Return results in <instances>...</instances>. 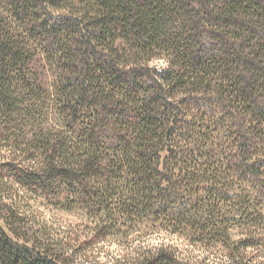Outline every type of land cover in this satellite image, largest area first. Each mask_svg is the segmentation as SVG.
<instances>
[{"label": "trees", "instance_id": "1", "mask_svg": "<svg viewBox=\"0 0 264 264\" xmlns=\"http://www.w3.org/2000/svg\"><path fill=\"white\" fill-rule=\"evenodd\" d=\"M0 144V264H264V0H0Z\"/></svg>", "mask_w": 264, "mask_h": 264}, {"label": "rangeland", "instance_id": "2", "mask_svg": "<svg viewBox=\"0 0 264 264\" xmlns=\"http://www.w3.org/2000/svg\"><path fill=\"white\" fill-rule=\"evenodd\" d=\"M158 64L163 65L162 62ZM1 145L0 154H2L1 150H3ZM33 205V203H30V207H28L29 212H32V216L39 218L40 225H42V222L46 223L48 233H50L55 241L63 246L66 253L71 257L72 264H112L115 259H118V261L121 260L122 262L126 251L121 250H127L132 247L136 248L137 246H156L160 243L172 244V246L181 250L183 254H198L196 249L187 245L181 238L168 235L165 232L146 238L137 235L128 239L121 246L120 242H114L112 240H93L91 231H88V228H91V223L81 213L55 211L42 206L37 208L35 206L36 204ZM0 225L2 226V224ZM131 258L134 259V257ZM259 260L252 259V262L256 263Z\"/></svg>", "mask_w": 264, "mask_h": 264}]
</instances>
